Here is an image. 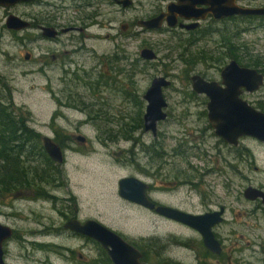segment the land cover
I'll return each instance as SVG.
<instances>
[{
	"label": "rangeland",
	"instance_id": "374dc122",
	"mask_svg": "<svg viewBox=\"0 0 264 264\" xmlns=\"http://www.w3.org/2000/svg\"><path fill=\"white\" fill-rule=\"evenodd\" d=\"M239 3L263 6L264 0ZM97 4L91 7V17H94L95 23L89 31L91 38L87 40L85 50H79L74 58L78 60L81 69L91 68V77H98L99 71H105L108 55L115 52L126 55L128 59L122 60L126 70L121 76L122 80L125 78L122 86L129 85L125 83V80L128 83L125 76L134 75V85L130 91L136 92L141 99L154 77L162 75L171 79L172 85L165 90L169 116L159 124L157 139H154L151 132L138 129L134 134L135 140H126L121 135L118 140H107L108 132L105 130L112 128L117 131L121 125L125 126L128 119H137L138 112H146L147 102L144 107L136 106L127 100L122 86L102 87L96 93L91 89V123L81 121L88 110L81 112L83 105L75 102V99H68V95L74 94L71 91L75 88L66 90L63 97V101L72 107H59L61 92L56 84L61 73L55 69L46 76L36 69L40 67L41 57L48 49L46 61L51 62V56L59 54L57 50L66 47L47 40L20 41L5 27L8 12L0 8V79L7 81L12 88L15 111L21 116L32 115L34 120L41 122L39 129L50 137H54V134L50 132L49 125L68 135L80 134L87 138L85 143L75 137L55 138L63 148L66 147V163L63 167L58 165V170L64 168L69 176V188L76 198L80 217L97 219L121 231L132 241L153 235L168 241L173 236L171 234L187 235L189 231L181 225L120 196L119 180L136 176L155 187L151 196L162 204L191 212L226 206L227 222L221 225L220 232L232 239L227 242L228 247L236 245V254H240L239 249H244V261H234V264H260L250 254L252 246L255 247L253 242H260L264 235L249 233L247 230L248 212L253 204L244 197V190L251 184H264V144L248 137L242 138L238 147L222 144L213 130L207 127L208 120L201 113L204 110L201 103L203 97L197 99L190 96L191 75L199 73L220 80L221 68L233 59L228 57L225 64L218 63L216 56L225 51L221 35L213 31L210 35L194 39L190 45L187 40L189 36L179 32L142 30L137 21L154 13L155 7L161 5L156 0H136L130 9H121L107 1ZM39 10L40 6L18 5L12 9V13L23 17L30 11ZM123 23L128 24L126 30H122ZM206 24L203 28L210 26L209 22ZM226 24L230 22L220 21L212 28L221 29ZM231 24L245 30L236 38L243 47L241 55L245 61L259 57L264 67V18H253L250 21L239 19L237 23ZM23 34L20 32L19 36ZM62 38L67 37L63 35ZM63 43L67 42L64 40ZM145 47L157 52V60L148 63H144L147 61L144 59L138 60ZM26 52H31L32 61L25 59ZM244 63L241 62V65ZM82 82L85 81L82 79ZM77 83L79 92H89L85 84ZM1 84L0 88L3 89ZM248 100L256 105L253 102L256 100L254 96ZM256 107L264 108V103ZM61 113L66 117L51 122L53 116ZM203 136L204 143L201 140V144H197L195 138L199 137L200 141ZM153 142L158 143L156 154L152 152ZM193 145H199V148H190ZM177 149L182 153L177 154ZM40 178L34 176L32 181ZM45 186L48 191L57 188L49 184ZM56 194L61 196V193ZM0 222L14 227L17 232V236L6 245L7 264H95L99 258V249L93 240L88 242L68 235L59 237L37 234L42 226L51 228L61 223L60 213L52 202L34 203L24 198L7 197L0 203ZM232 228L236 229L235 233L230 232ZM57 244L65 247V250ZM173 245H167L168 248L161 250L159 258L152 259V264H168L170 256L186 262L183 264L191 263L190 251L176 246L178 243ZM79 253L83 255L84 261H81ZM235 253H231L233 260Z\"/></svg>",
	"mask_w": 264,
	"mask_h": 264
},
{
	"label": "flooded vegetation",
	"instance_id": "af4514ba",
	"mask_svg": "<svg viewBox=\"0 0 264 264\" xmlns=\"http://www.w3.org/2000/svg\"><path fill=\"white\" fill-rule=\"evenodd\" d=\"M55 1H57V2H55ZM101 1H107L112 5L120 6L121 9H130L131 7L134 6V3L136 0H132V3L128 6H124V4L121 3V1H123V0H29V1L21 2V3H17L15 5L10 6V7L0 6V8H4L8 12V16L13 14L12 9L16 8L18 5L40 6L41 7V10H39L37 12L36 11H34V12L30 11V12L24 14L23 17L19 16L28 22V26L26 28L17 30V29L9 28L7 26V24H5V27L8 28L10 30V32H12V34L16 36L15 38H18L20 41H22V40L26 41L27 40L28 42H35V41H39V40H47L49 42L59 43V44H61V46L66 47V49L61 48V50H57V52H59V54H53L51 56V62L46 61V59L49 55V49H48L47 50L48 53L45 52V54L41 57V65L38 69H36V71H39L41 74H44L46 76H48L47 74L49 72H51L55 69H57L61 73V76L57 77L58 83L56 84L58 90H60V92H61V97H59V100H58L59 107L60 106L68 107V108L72 107V106H70V103L63 101V97L65 96L64 92L66 90L75 88L74 91H71L74 94H72V96L68 95L69 96L68 99L72 100V101L76 100L75 102L81 103V104H82V102H86V104L89 105L88 113L86 114L84 112L85 118L83 120L81 119V121L85 122V123L86 122L91 123V118H92L91 117V83L96 81L97 76L91 77V68L90 69H81L79 62L77 59L74 58V55L76 53H78L79 50H81L83 48L85 50V47H87L86 42H87V40H89L91 38V34H89V31L91 29V25L95 24L93 22L94 17H91V7L92 8L96 7V5H98L97 2H101ZM156 1H159L161 5H158L155 7V9L153 10L154 13H152V14H150L147 17L142 18V19H148V18H151V17H154V16L161 14L162 12L167 10V7L170 3L175 2L176 0H156ZM66 14H67V16H66ZM14 15H17V14H14ZM65 17H68V18L66 19ZM226 19H229V18L216 19L211 14H209L205 20H199L200 24L197 28L188 29L186 27H181L180 24L181 23L190 24V23H192L193 20H189V19H186L184 17H179L178 23L176 26H169L166 23H164L160 28H155V29L142 28V30H144V31H155V32L160 31V30L167 31V32H179V33H182V35H186V37L188 35L189 37L187 39L195 36L194 39L197 40L198 35L196 33L199 31L205 30L206 27L205 28H203V27L207 25L206 23L209 22L210 25H214L215 23L220 22V21H225ZM6 20H7V18H6ZM43 27H51V28L55 29L57 34L55 36H49L48 34H45V30L43 29ZM212 31H215V30H212ZM20 32H24L25 34H23V36H19ZM17 35H18V37H17ZM63 35H65L67 38L63 39L62 38ZM64 40L67 42L66 44L63 43ZM68 46H71L70 49H68ZM140 55H141V53H140ZM24 57L28 62L32 61L31 52H26ZM53 61L55 63H53ZM147 61H149V60H147ZM230 61H229V63H230ZM226 65H224V67ZM242 66H246V65H242ZM247 67H249V66H247ZM223 68H221V71H220V80L215 79V78H210L206 75H203V74L201 75L199 73H195V74L191 75L190 81H191L192 91L190 92V96L196 97L197 99L203 97V99H202L203 101H201V103H202V105H204V110L201 113L204 115V118H206L208 120L207 127L209 129L213 130V133H214V135H216L218 137V140L221 141L222 144H226V145L228 144V145L236 146V145H233V144L227 142L224 138L219 137L216 134L215 128H214L213 124L211 123V121L209 120V115H208L209 114L208 103L210 102V97L205 92L199 93V92L195 91L194 87H193V82H192V77L194 75L198 74V75H201L207 81H217L220 85L225 87V84L223 83V78H222ZM252 68H254V67H252ZM101 72H103V71L101 70ZM101 72L99 71V75L101 74ZM259 72L263 73V75H264V70H259ZM160 76H162V75H160ZM82 79L85 82H82ZM75 81L82 83V84H85L86 89H88L89 92L88 93L79 92V89L76 88L79 86V84ZM171 85H172V83H171ZM169 87L164 88V96H165V90L168 89ZM263 87H264V84L258 90L253 91V92L248 91L244 88L243 92L241 94V97L243 99L247 100L251 105L254 106V104L248 100L254 96L256 98V100H253V102L256 104L254 107L259 109L256 106H259L260 103H264V93L262 94V91H264V90H262ZM261 94L263 96L261 98L257 99V96L261 95ZM247 97H248V99H247ZM73 99H75V100H73ZM258 100H262V101L259 102ZM166 101H167V99H166ZM146 107H147V104H146ZM168 109H169V103L167 101V107L164 108V111L167 113V118L164 120H160L157 123L156 135H154L151 131L145 130V122H144L145 113L143 115V123L140 124L141 128L139 127V130H144L146 133L151 132L154 139H157L159 137V124L168 119V116H169ZM259 110L263 111L262 109H259ZM81 112H83V110ZM64 117H66V116L63 113L59 114L58 116L56 115L55 117L53 116L51 122L58 120V119H61V118H64ZM16 118L19 120L20 127H23V128L26 127L29 129L28 132L30 134L36 135L35 143L39 144L40 147L43 146V149L45 150L43 140L46 136L47 137H50V136L44 134L39 129L41 126V122H37L36 120H34L32 115L31 116L30 115H28V116L19 115V116H16ZM31 123H34V125H31ZM49 129H50V132H52L54 134V137H51V138L56 143H58L55 139L57 137H61V138L65 137L66 139L75 137L77 140H80L81 142H84V143L87 142V138L84 135H80V134L68 135L63 130L60 131V129L52 128V127H50V125H49ZM65 135H68V136H65ZM80 137H83L84 140L80 139ZM245 137L253 138V139L261 142L262 144H264L263 141H260L257 138L252 137V136H243L240 138V140L242 138H245ZM196 140H197V144L200 145L201 140L204 143L205 138L203 136L202 139H200V141H198L199 137H197V138H195V141ZM240 140H239V144L236 147H238L240 145ZM58 144L61 146V148L63 150L64 160L62 163H56L52 158L51 159L57 165H61V167H63L64 164L66 163V154H65V151H66L65 148L66 147L63 148L62 144H60V143H58ZM199 145H193L190 148H199V147H197ZM70 148H72L71 145H70ZM151 148H152V152H155V154L158 153V151H156V148H158V143L153 142ZM180 150H182V148ZM180 150L177 151L178 154L182 153ZM45 152L47 153L46 150H45ZM184 152H186V150ZM34 153L39 157H33L32 158V156H31V158H29V162L27 163L28 168H30V170H31V171H29V175H28V179H29L30 184H28L26 187L20 189L19 191L15 192L9 198H17V199L24 198V199H28L29 201L34 202V203L49 201V202H52L53 204L56 205V208H57L58 212L60 213L61 223L58 226L51 227V228H46L45 226L44 227L42 226V228L37 230L38 231L37 234L40 233L41 235H44V236H47V235L53 236L54 235V236H59V237L64 236V235H68V236L73 237V238H81L83 240H87L88 242H91V238L89 236L78 233L75 230H73L71 228H67L65 226L66 223H68L71 220H79L81 222H85V221L91 219V217H88V218H81L80 217V210H79L78 204L76 203V198L74 195H72V191L69 188L70 179H69L67 172L64 170V168H62V170L60 169L61 170L60 171V174H61L60 184L55 190L51 191V194H53L54 198L48 199L47 194H46V192L48 190L46 189V186H45V185H47V183H34L32 181L34 176H40L41 178H43V176H42V174L38 175L37 171L35 169L33 171V169H31V168H33V166H34V168H36L38 170L40 169L38 173H42L43 168L45 167V165L42 161V159H43L42 157H44V155L42 154L43 152L38 150L36 147H34L33 154ZM257 169L258 168L256 167V170ZM156 175L157 174L155 172L154 176H156ZM147 184H148V187L146 189L147 196L152 201H154L156 203V206L166 205V204H162L161 202H159L158 200L154 199L151 196V191L155 187L151 186L149 183H147ZM249 186L256 187V188H258L264 192V184H257V185L251 184ZM56 191L58 193H61V196L56 194L57 193ZM125 200L128 202L134 203L130 200H127V199H125ZM247 200H249L253 204V208L251 209V211L248 212L247 230L249 233H253V234L256 233L258 235H260L262 233L261 235H264V202H263L261 197H258L256 199H247ZM0 203H2V202H0ZM134 204L139 205L137 203H134ZM139 206L143 207L142 205H139ZM173 207H175V206H173ZM221 207L224 208V212L222 214L223 219L221 222L217 223L214 227H212V231L214 233L215 239L218 241L219 246H220L219 252L212 251L211 249H209L207 247V245L205 244V239L199 230H197L193 227H190L188 225H185L179 221H176V220L167 218L165 216H162L155 209L146 208V209L160 215L161 217H164V218L170 220L171 222H174V223L181 225L182 227L187 229L189 231V233L187 235H184V236H176L174 234H171L173 236H171L168 241L163 240L160 236H157V235H153V236H149V237H143L139 241H132L121 231H117L111 227L110 228L113 229L119 235H121L126 241H128L133 246H135L139 251H141V253H142V259L141 260L144 264H152V262H153L152 259H154V258L157 259V257L159 258L161 250L168 248L167 245L168 246H174L173 245L174 243H178V245H176V246L183 247L184 249L190 251V262L191 263H189V264H234V261L236 263L239 261L243 262L244 257L242 255H244V254L242 253V250H244V249H242V248L239 249L240 254H236L235 250H234L236 248L235 247L236 245L231 244L228 247L229 244L227 242L229 240L232 241V239L226 238L220 232L221 225H223V223L227 222L226 215H227V211H228L226 206L221 205L220 208ZM176 208H179V207H176ZM179 209H181V208H179ZM219 209H215V210L214 209H207L203 212H192V213L204 214V213L213 212V211H216ZM181 210H184V209H181ZM184 211H187V210H184ZM188 212H191V211H188ZM92 219H94V218H92ZM36 222H38V221H36ZM39 224H41V223H39ZM11 228L13 229V234L11 237H9V239H7L4 242V245H3V247H4V260L6 259V255H7L6 245L8 243H10V241L13 240L17 236L16 229L14 227H11ZM235 230H236L235 228H232L230 230V232L235 233ZM33 241H35V240H32V242ZM95 242L98 243L97 241H95ZM98 244L101 245L100 243H98ZM249 245H252V244L249 243ZM253 245H255V247L252 246L253 249H252L250 256L253 258V260H257L258 262H260V264H264V237L262 239H260V242H256V241L253 242ZM57 246L59 248L65 250V247L61 246L60 244H57ZM66 248L68 250H72L73 252H75V250H73L70 247H66ZM104 250H105V248H104ZM233 251L236 255L235 260H233V258L231 257V253ZM106 253L108 254L107 251H106ZM79 256L81 258V261H84L83 255L79 253ZM108 256H109V254H108ZM109 258H110V256H109ZM170 258L171 259H170L168 264L186 263V262L179 260L173 256H170ZM242 259H243V261H242ZM112 263H113V261H112ZM5 264H7L6 260H5ZM247 264H253V263L247 262Z\"/></svg>",
	"mask_w": 264,
	"mask_h": 264
},
{
	"label": "water",
	"instance_id": "95a60500",
	"mask_svg": "<svg viewBox=\"0 0 264 264\" xmlns=\"http://www.w3.org/2000/svg\"><path fill=\"white\" fill-rule=\"evenodd\" d=\"M25 1L29 0H0V6L10 7ZM121 3L128 6L132 0H123ZM209 14L216 19L234 16L260 17L264 16V5H242L238 0H176L168 5L166 11L157 16L142 19L138 24L145 29L160 28L164 23L176 26L178 18L184 17L193 21L190 24L181 23L180 26L195 29L200 24L199 20H205ZM6 24L9 28L17 30L28 26L27 21L14 14L7 17ZM126 28L127 26H123V29ZM43 29L49 36L57 34L51 27H43ZM140 53L144 60L154 61L158 58L156 51L150 47L143 48ZM222 78L225 87L217 81H207L198 74L192 77L194 90L199 93L205 92L210 97L208 115L216 134L236 146L243 136H252L264 142V112L241 97L244 88L253 92L264 84L263 73L256 68L242 66L237 60L232 59L223 68ZM171 83L172 81L165 76H156L143 96L147 102L144 115L145 130L151 131L154 135L157 133V123L167 118V113L164 111L167 107L164 88L169 87ZM80 139L84 140L83 137ZM43 141L50 158L56 163H62L64 155L61 146L51 137L46 136ZM147 187V182L136 176L119 180V194L122 198L145 208L155 209L162 216L199 230L207 247L215 252L220 251L212 227L222 221L223 207L213 212L194 214L173 206H156V203L147 196ZM244 196L246 199L261 197L264 202V192L253 186H248L244 190ZM65 226L100 243L114 264H144L141 260V251L97 219H89L85 222L71 220ZM12 234L13 229L0 222V264H5L3 245Z\"/></svg>",
	"mask_w": 264,
	"mask_h": 264
},
{
	"label": "trees",
	"instance_id": "16d2710c",
	"mask_svg": "<svg viewBox=\"0 0 264 264\" xmlns=\"http://www.w3.org/2000/svg\"><path fill=\"white\" fill-rule=\"evenodd\" d=\"M238 1H255V0H238ZM264 18V16H260ZM253 18H259L258 16H234L225 20V23L230 22V24H226L225 27L212 28L214 25L208 26L205 30L199 31L196 34L201 35H210L213 33L212 30L218 32V35L222 37L223 47L225 51L222 54H218L216 59L218 63L225 64V60L228 57H232L238 62H245L244 64L249 67H254L259 70H264L262 59L259 57L249 58L248 61H245L244 56L241 54L244 52L243 47L237 42L236 38L240 36V33L245 31L240 29L238 25L235 27L231 23H237V20L244 19L250 21ZM194 37L187 39L189 44H193ZM221 49V50H224ZM243 51V52H242ZM107 65L104 66L105 71L101 72V74L96 78V81L91 84V89L94 93L99 91L102 87H112L116 88L117 86H122L123 80L121 76L126 71L122 66V60H127L128 57L126 55H121L118 52L112 53L107 56ZM242 59V60H241ZM138 60L142 61V58H138ZM188 61V60H186ZM144 63H148V61H144ZM132 65V63H129ZM130 72V70H128ZM2 77V75H0ZM128 80V83L125 80V83L128 85H124V91H126V98L130 102L132 101L138 107H144L145 100L140 98V96L134 92L130 91V87L134 85V75L128 74V77L125 76ZM119 79V80H118ZM121 79V83H120ZM0 83L3 89L0 88V202H3L5 198L11 197L15 192L20 189L26 187L30 184L28 175L30 168H28L27 163L29 162V158L39 157L34 152V147L38 150L42 151L44 157H42V161L45 165L42 173H38L39 170L34 168L37 171L38 175L43 176L47 184L53 186L54 188L58 187L61 181V174L59 166L50 158V156L45 152L43 146L40 147L39 144L35 143L36 135L30 134L29 129L26 127H20L19 120L16 116L20 114L15 111L14 105L12 103L13 100V92L10 85L7 81L1 80ZM121 88V87H119ZM82 110L86 112V109L89 110V105L86 102H82ZM264 111V108H261ZM88 113V112H86ZM97 115V114H96ZM143 115L144 112H138L137 119H128L121 127L114 131L112 128L106 133L107 140H118V136H123L126 140H135V133L139 129V124L143 123ZM98 117V115L96 116ZM118 132V133H117ZM177 151V150H176ZM150 152V151H148ZM178 154V152H176ZM41 154V153H40ZM33 173V172H32ZM47 198H54L51 191H47ZM94 241V240H93ZM99 249V258L95 261V264H113L108 254L104 250V248L96 243ZM43 245V244H40ZM150 252V251H149Z\"/></svg>",
	"mask_w": 264,
	"mask_h": 264
},
{
	"label": "bare ground",
	"instance_id": "6f19581e",
	"mask_svg": "<svg viewBox=\"0 0 264 264\" xmlns=\"http://www.w3.org/2000/svg\"><path fill=\"white\" fill-rule=\"evenodd\" d=\"M140 20H142V19H139L138 21H137V24H138V22L140 21ZM128 26V24L127 23H123L122 24V30H126V29H123V26ZM138 26H140L139 24H138ZM141 27V26H140ZM142 28V27H141ZM139 127L141 128V126H140V124H139ZM47 183L44 179H42V178H40L39 180L37 179L36 181H34V183ZM91 238V237H90ZM91 240H93L92 238H91Z\"/></svg>",
	"mask_w": 264,
	"mask_h": 264
}]
</instances>
